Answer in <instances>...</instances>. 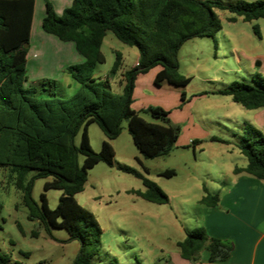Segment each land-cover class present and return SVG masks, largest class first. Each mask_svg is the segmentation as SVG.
<instances>
[{
    "label": "trees",
    "instance_id": "obj_1",
    "mask_svg": "<svg viewBox=\"0 0 264 264\" xmlns=\"http://www.w3.org/2000/svg\"><path fill=\"white\" fill-rule=\"evenodd\" d=\"M214 9L228 10L232 14L229 21L235 16L244 21L264 18V0L228 4L219 0H72L60 14L47 3L41 29L61 41L72 42L82 57V61L65 68L78 84L76 91L60 97L54 92L56 80L43 78L24 84L34 0H0V167L12 175L28 219L37 220L48 233L50 227L64 228L69 239L79 242L70 264H92L100 244L101 226L96 216L76 201L75 194L83 189L89 168L100 161L114 164L110 140L121 133L122 120H126L132 142L144 158L165 155L174 146L178 128L169 122L167 110L147 106L143 112L152 120H146L131 107L136 76L159 66L154 84L166 81L186 85L190 77L179 73L177 52L185 40L213 36L221 29ZM253 30L259 35L257 26ZM108 31L138 52L136 64L121 73L124 84L120 93L110 87V78L121 67L120 52H115L104 78L93 77L95 66L105 61L101 44ZM218 93L229 95L245 109L264 107L261 79L253 84L234 81ZM93 122L105 136L98 151L93 150L88 137V126ZM241 131L235 146L245 156L246 165L235 166L233 171L264 180V134L245 122ZM211 139L224 141L214 136ZM79 155L83 157L81 162ZM137 161L148 173L139 158ZM118 168L141 180L143 189L130 192L152 203L168 202L167 194L143 173L124 164H118ZM159 174L170 177L175 171L167 168ZM48 176L43 189L62 191L54 208L48 207L45 193H40L39 202L31 195L34 179ZM203 191L199 202L216 206L218 193ZM1 210L0 204V214ZM177 247L181 257L188 260H195L199 251L206 249L210 261H223L232 243L209 236L203 226H197L184 231ZM7 261V256L0 254V264Z\"/></svg>",
    "mask_w": 264,
    "mask_h": 264
},
{
    "label": "rangeland",
    "instance_id": "obj_2",
    "mask_svg": "<svg viewBox=\"0 0 264 264\" xmlns=\"http://www.w3.org/2000/svg\"><path fill=\"white\" fill-rule=\"evenodd\" d=\"M219 1L228 4L237 0ZM214 11L221 29L213 36L185 40L177 52L179 73L190 77L186 85L175 86L166 81L154 84L152 73L156 66L134 80L131 107L146 120H152L143 110L147 106H160L168 111L169 122L178 128L171 150L165 155L144 158L133 144L123 119L121 133L113 141L114 164L108 166L100 161L89 168L83 189L75 194L76 201L96 216L102 229L92 264H157L159 258L175 250L174 240L183 234L180 228L197 227L204 207L199 202L203 188L210 195L218 193L227 181L223 175L226 168L246 165V158L235 142L242 134L244 122L261 131L253 116L256 111L243 108L218 91L234 81L249 84L255 79L264 81V18L244 21L235 16L234 21H229L232 14L228 10ZM254 26L259 35L254 33ZM32 34L26 63L28 78L24 84L31 85L43 78L56 79L55 94L72 95L78 84L58 66L75 52L73 43L45 33L39 19L33 23ZM101 50L105 61L95 66L96 75L108 73L115 52L122 54L121 67L125 70L134 66L138 53L135 47L122 43L109 31ZM33 75L38 77L36 81L32 80ZM119 76L110 78V87L117 93L124 84ZM193 133L200 135L194 136L198 139L194 149L189 140ZM213 136L224 141L211 139ZM88 137L93 150L98 151L105 136L94 122L88 126ZM79 139L80 132L74 137L76 145ZM82 158L79 155V162ZM118 164L143 173L167 194L168 202L152 203L130 192L143 189L142 182L121 171ZM167 168L174 169L175 174L170 177L159 174ZM217 174L220 183L215 182ZM49 179V176L34 179L31 195L39 202L40 193H45L48 207L54 208L62 191L44 190L43 184ZM12 180L10 172L0 167V254L7 256V264H70L79 242L69 239L64 228L50 227L48 233L37 220L28 219L21 192Z\"/></svg>",
    "mask_w": 264,
    "mask_h": 264
},
{
    "label": "crops",
    "instance_id": "obj_3",
    "mask_svg": "<svg viewBox=\"0 0 264 264\" xmlns=\"http://www.w3.org/2000/svg\"><path fill=\"white\" fill-rule=\"evenodd\" d=\"M71 1L72 0H34V12L29 41H31L33 36V23L36 19H39L41 22L45 14L47 3L51 5L55 13L60 14L65 7L71 4ZM45 37L46 36H44L43 41L46 42ZM46 44H48V42ZM68 52L70 53V48ZM75 52L69 54L71 55L70 59H64L60 62L58 69L61 72L65 71L67 65L82 61V57ZM28 54L29 49L27 51V61ZM35 55L34 53L32 57H35ZM137 59L138 53L136 54L134 65ZM156 67L157 68H155L152 73L153 78L160 69L159 66ZM27 71L26 68L25 81H27L28 78ZM123 71H125V69L120 67L117 72V74L120 75V79L122 78L121 73ZM106 74L107 73H104V75H96L93 73V77L104 78ZM32 78L33 81L38 79L35 75H33ZM254 110L256 111L253 114L256 124L264 134V107ZM195 135L200 137L198 133H193L192 137H189V140H192L191 144H193V149L196 146L195 144L198 143V139L194 137ZM114 140L115 139L110 140V143L116 154L113 143ZM234 167L235 166L227 167L226 171L223 173L227 181L225 182V187L218 190V204L216 206L204 205L202 208V218L196 222V226H203L209 236L217 237L232 243V250L229 256L223 261H210L208 259V251L202 249L199 251L195 260H188L181 257L177 247V241L184 237L185 229L180 228L183 234L181 237L174 240L175 250L159 258L157 264H264V180L257 179L245 172L235 173L233 171ZM240 167H245V165ZM218 175L220 174L216 175L215 182L220 183L221 181Z\"/></svg>",
    "mask_w": 264,
    "mask_h": 264
}]
</instances>
